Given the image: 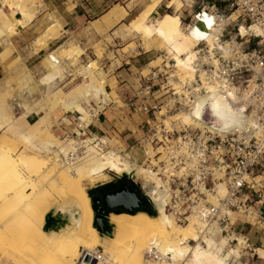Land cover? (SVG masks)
<instances>
[{
	"label": "bare ground",
	"instance_id": "6f19581e",
	"mask_svg": "<svg viewBox=\"0 0 264 264\" xmlns=\"http://www.w3.org/2000/svg\"><path fill=\"white\" fill-rule=\"evenodd\" d=\"M161 1L149 0L147 7L124 29L140 38L141 44L136 47L145 52L157 49L167 62H174L178 80L190 79L194 74L191 63L196 43L205 39L212 45L222 28L235 21V15L228 19L206 15L214 25L204 36L197 27H206L202 24L206 22L204 19L187 30L183 27L182 0L167 2L172 14L154 17ZM34 3L35 0H0V44L30 21V7ZM185 3L191 2L185 0ZM117 10L115 18H123L125 10ZM14 11L20 18H14ZM59 29L53 22L42 37L33 41L32 52L43 49L48 39H57ZM244 32L240 26L239 33ZM257 35L263 32L258 30ZM83 55L78 47L62 44L44 55L38 81L21 73L20 82L30 100L18 96L23 108L18 117H14L13 106L6 100L12 90L2 93L0 83V264H239L241 242L228 247L225 239L212 233L198 243L202 225L196 220L177 224L164 209V197L153 200V216L145 212L111 213L106 218L110 226L108 235H101L93 227L87 190L106 182L108 173L117 177L132 174L145 186L155 184L154 188L159 187V182L156 174L145 168L144 159L140 163L130 161L128 155L109 148L112 141L108 138L95 143L80 139L61 141L51 134L49 112L53 108L59 106L83 118L85 105L107 95L103 73L96 67V61L91 60L78 72V83L74 84L72 79L73 84L66 90L57 88L52 95L45 93L42 100L35 97L57 86L65 75L73 77V61L81 60ZM159 60L151 61L148 67ZM242 101L240 96L231 97L230 101L212 94L200 98L188 113L167 116L162 125L168 131L177 125L216 132L250 130L253 123L247 119ZM63 122L69 125L66 119ZM142 149L144 155L150 153L151 146L145 142ZM216 190L219 196L225 194L223 184L217 185ZM52 211L62 215L66 223L45 230V218ZM151 247L155 248L154 254L163 258L161 261L147 259ZM255 254L264 262V250L255 249Z\"/></svg>",
	"mask_w": 264,
	"mask_h": 264
},
{
	"label": "built area",
	"instance_id": "2783aa9c",
	"mask_svg": "<svg viewBox=\"0 0 264 264\" xmlns=\"http://www.w3.org/2000/svg\"><path fill=\"white\" fill-rule=\"evenodd\" d=\"M182 1L186 14L192 11L189 20H181L185 30L204 19L206 27H197L206 36L214 25L211 18L235 15L236 19L222 28L212 45L205 39L196 43L190 79L178 80L175 64L167 62L166 56H162L161 68L152 69L146 76L139 73V88L126 106L134 113L150 116L143 139L151 151L144 153V161L148 172L156 174L159 187L127 182L139 190L153 210V200L164 197V209L177 224L198 221L203 228L198 243L215 233L228 247L241 242V251L253 259L257 255L248 234L238 231L236 225L244 223L264 232V0H190V5ZM240 26L245 29L243 35ZM258 30L263 35L258 36ZM134 51L123 60L124 65H129ZM158 81L161 83L156 85ZM163 90L165 98L161 100L158 94ZM212 94L230 101L240 96L253 127L229 132L193 127L168 131L159 122L172 110L188 113L200 98ZM109 105L107 94L85 108V117L71 114L77 116L70 121L73 138L100 142L101 137L90 132V126ZM219 184L225 187L223 196L217 193ZM150 251L146 253L148 260L163 259L153 253L154 247Z\"/></svg>",
	"mask_w": 264,
	"mask_h": 264
},
{
	"label": "rangeland",
	"instance_id": "374dc122",
	"mask_svg": "<svg viewBox=\"0 0 264 264\" xmlns=\"http://www.w3.org/2000/svg\"><path fill=\"white\" fill-rule=\"evenodd\" d=\"M111 3H118V5L123 7L124 5H127V9H134L135 11L134 13L130 14V16L125 14L122 18V22H120L116 27L104 32L100 25H93L92 29L97 31V34L100 37L92 36L90 32H87V29L84 38L82 37L77 39L70 37L61 39L52 50H47L48 47L46 43L45 47L40 49L44 51L43 54H40L39 57L36 56L37 59L30 64L25 63L20 54L16 52V48H14L11 43L8 42V40H10L13 36L7 38L6 42L0 44V48L3 49L2 52H0V62H3L5 66L4 76L0 79V83L2 85L1 91L4 93L6 90H12V94L10 96L8 95L6 100H8L9 104H12L13 106L12 114L14 117H18L21 113H23V108L18 96L23 97V99H26L27 102L30 100L28 94L25 93V88H23L21 85L20 74L25 73V75H29L31 79L36 82L42 75V60L46 53L56 50L62 44H69L73 47H78L83 51L84 55L81 60L73 61L71 69L73 70L74 76L69 78L67 75H65L66 78L58 83L57 86L45 89L42 92H39L35 97L39 100H42L45 93L52 95L57 88L66 90L71 87L73 83H78L80 81V78L77 77L78 72L83 69V66L86 65L87 62L95 60L96 67L99 68L103 73L102 77L105 82L104 88L109 95L108 100L110 105L106 108V110H109L113 113V115L110 116V119L113 121V124H116L114 133L112 132L106 134L104 137L112 141L109 144V148L119 151L121 155H128L130 161L137 160V162L140 163L144 159L142 148L143 144L146 142L143 139L145 133V123L150 120V116L147 117L142 113H134L130 111L126 106V103L129 99L133 98L135 91L139 88V73H142V76H146L152 69L156 67L161 68V62L163 59L162 56H164V54L157 49H152L149 52H145L143 49L136 47L137 45L141 44L140 38L128 33V31L126 32L124 29V27L130 23V21H132L141 11L147 7L149 0H111L109 4ZM172 13L173 12H159V14H155L154 17L159 18L164 14ZM130 43L133 45L131 48L127 49L126 47ZM31 49L33 50V44H31ZM131 50H135L133 54L134 58L129 62V65L126 66L124 65L123 60H126L125 58L130 56ZM38 51L36 53H38ZM5 54H8V56H5ZM4 56L5 59L2 61ZM9 56L10 58H7ZM157 58H160L159 62L157 64H151L148 67V64ZM136 65H140V68L138 69L136 67L135 69L132 67ZM171 74L172 72H170L169 75ZM72 79H75L73 83L71 81ZM6 80L8 84L4 83ZM160 83V81L155 82L156 85H159ZM157 89L158 86L154 87V90ZM164 93L165 91L163 90L158 94L161 100L165 98ZM98 101L99 99L91 100L89 105H85L84 107L87 108ZM148 103L151 104L152 102ZM176 114L180 113L172 110L165 114V116L162 117L159 122L162 123V121L166 119L167 116H173ZM69 116L72 118L77 117L65 112L59 106L53 108L51 112H49V130L53 136L61 141L74 139L70 133L72 129L71 125L67 126V123L63 122V119L71 121L72 118L70 119ZM180 128L181 126L177 125L173 126L171 129L179 130ZM90 132H93V130L91 131L90 129ZM102 137L103 136H101V138ZM122 179L126 181L133 180L138 186L142 184L141 179H134L132 174L117 177L112 173H108V180L106 182L95 184V186L89 188L87 192L92 191V189L97 186L107 185ZM90 204L92 206L91 200ZM50 214L55 216V219L50 221L53 227H62L65 225L66 219H63L62 215H59L53 211ZM238 218L242 221L244 220L241 216ZM240 255V260L238 263L247 264V259H250L247 254L242 252L240 249ZM255 259H257V257H254V260Z\"/></svg>",
	"mask_w": 264,
	"mask_h": 264
},
{
	"label": "crops",
	"instance_id": "0c3cea01",
	"mask_svg": "<svg viewBox=\"0 0 264 264\" xmlns=\"http://www.w3.org/2000/svg\"><path fill=\"white\" fill-rule=\"evenodd\" d=\"M168 1L169 0L161 1L155 10L157 15L159 12H173L171 9H169V11L166 10ZM109 2H111V0H35V3L30 7L32 18L25 26L18 27L16 34L13 35L8 42L16 48V52L20 54L24 62L30 64L37 59L36 56L39 57V55L44 52L43 50H39L38 53H33L31 49L32 42L42 37L45 30L53 24V22L57 23L60 29L57 39H48L47 50H52L58 42L64 38H84L87 29V32H90L92 36L100 37L97 31L92 29L93 25H100L104 32L116 27L122 22V18H115L118 8H123L127 16H130V14L135 11L134 9H127V5L123 7L118 5V3L109 4ZM195 2H197V0H195ZM4 12H8L7 8H4ZM191 13L192 11H188L189 15H191ZM13 15L14 18H20L19 13L16 11L13 12ZM189 15L186 14L185 9H182L180 12V19L187 21L189 20ZM2 50L3 49L0 48V52H2ZM4 67V63L0 62V79L4 76ZM132 67L135 69L137 67L139 69L140 65ZM112 115L113 113L109 110L102 112L97 119L93 120L90 126L91 131L93 130V132L100 137H104L106 134L112 132L114 133L116 124H113V121L110 119ZM69 117L70 119L72 118L71 116ZM68 121L69 125L67 126H70V120ZM262 213L264 214V208H262ZM49 216L50 221L55 219V216L51 214H49ZM50 221V227L54 228ZM236 229L242 233L248 234L250 244L254 249L264 250V232H261L259 228L250 229V227L244 225V223H237ZM247 260V264H264V262L258 258L255 260L254 258Z\"/></svg>",
	"mask_w": 264,
	"mask_h": 264
},
{
	"label": "water",
	"instance_id": "95a60500",
	"mask_svg": "<svg viewBox=\"0 0 264 264\" xmlns=\"http://www.w3.org/2000/svg\"><path fill=\"white\" fill-rule=\"evenodd\" d=\"M142 201L138 197V195L135 192H133V190H128L125 185H123L119 190L103 196L104 207H106L107 209H114L120 207L123 210V212L130 214H135L134 211L141 207ZM142 204L145 207L148 206L146 201H143ZM91 208L93 210V227L101 235H108L110 233V226L107 225L106 218L109 214L106 217H103L102 216L103 210H102L99 212L98 215H96L95 209L92 206ZM114 214L119 215L123 213L116 212Z\"/></svg>",
	"mask_w": 264,
	"mask_h": 264
},
{
	"label": "flooded vegetation",
	"instance_id": "af4514ba",
	"mask_svg": "<svg viewBox=\"0 0 264 264\" xmlns=\"http://www.w3.org/2000/svg\"><path fill=\"white\" fill-rule=\"evenodd\" d=\"M123 185H125L128 190H133V192H135L138 195V197L141 199V201L143 200V197H142L141 193L139 192V190L136 187H134L133 185H130L124 179L116 181L114 183H109L107 185L97 186V187L92 189L91 198L89 197L91 200V203H92V207L95 209L96 215H98L99 212L102 210H103V215H102L103 217H106L108 214H110V212L111 213L123 212V210L120 207H117L114 209H107L103 205V196L119 190ZM143 201L141 202L142 208L145 207L142 204Z\"/></svg>",
	"mask_w": 264,
	"mask_h": 264
},
{
	"label": "trees",
	"instance_id": "16d2710c",
	"mask_svg": "<svg viewBox=\"0 0 264 264\" xmlns=\"http://www.w3.org/2000/svg\"><path fill=\"white\" fill-rule=\"evenodd\" d=\"M88 196L91 198V191L88 192ZM137 212H145V213H147V214H149L151 216H153L155 214L154 211L148 206L147 207H143V208L140 207L139 209L134 211V213H137ZM120 213H126V212H120ZM45 221H46L45 230L50 229L51 227L49 225V221H50V216L49 215L46 216Z\"/></svg>",
	"mask_w": 264,
	"mask_h": 264
},
{
	"label": "clouds",
	"instance_id": "9594fccd",
	"mask_svg": "<svg viewBox=\"0 0 264 264\" xmlns=\"http://www.w3.org/2000/svg\"><path fill=\"white\" fill-rule=\"evenodd\" d=\"M226 127V126H225Z\"/></svg>",
	"mask_w": 264,
	"mask_h": 264
}]
</instances>
